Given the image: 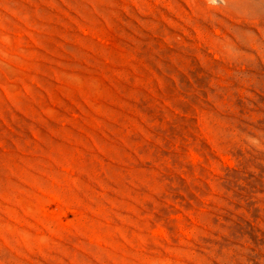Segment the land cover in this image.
<instances>
[{
  "label": "rangeland",
  "instance_id": "374dc122",
  "mask_svg": "<svg viewBox=\"0 0 264 264\" xmlns=\"http://www.w3.org/2000/svg\"><path fill=\"white\" fill-rule=\"evenodd\" d=\"M0 264H264V0H0Z\"/></svg>",
  "mask_w": 264,
  "mask_h": 264
}]
</instances>
